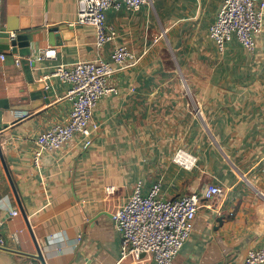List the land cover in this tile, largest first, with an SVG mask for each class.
I'll use <instances>...</instances> for the list:
<instances>
[{
  "label": "crops",
  "instance_id": "obj_1",
  "mask_svg": "<svg viewBox=\"0 0 264 264\" xmlns=\"http://www.w3.org/2000/svg\"><path fill=\"white\" fill-rule=\"evenodd\" d=\"M223 2L149 0L137 11L108 10L112 38L98 49L95 29L76 24V0H0V28L41 29L29 38L32 56L55 49L34 67H17L19 55L0 50L2 123L9 125L0 133V264H40L29 257L34 242L2 160L46 264H153L146 255L120 258L111 220L138 184L147 194L159 183L162 200L200 198L174 264H242L262 246L264 28L252 51L234 37L220 50L208 32ZM57 26L68 28L49 40L42 29ZM120 45L133 59L113 65L107 86L116 92L94 109L91 143L76 134L34 166L36 137L65 122L71 107L68 86L50 77L54 69L110 61ZM212 185L223 194L206 200Z\"/></svg>",
  "mask_w": 264,
  "mask_h": 264
},
{
  "label": "built area",
  "instance_id": "obj_2",
  "mask_svg": "<svg viewBox=\"0 0 264 264\" xmlns=\"http://www.w3.org/2000/svg\"><path fill=\"white\" fill-rule=\"evenodd\" d=\"M148 1L76 0V24L95 29V45L100 49L112 38L106 26V12L122 8L137 11ZM263 21L264 0H224L209 28V37L220 50L234 37L244 49L252 51L255 48V36L264 28ZM50 57H55V49H41L35 56L15 58V65L19 67L24 59L31 66ZM1 59L4 56L1 55ZM132 59V51L127 46L120 45L112 50L110 61L98 57L68 67L58 65L54 69L50 77H56L68 86L67 96L71 107L65 122L52 125L36 137V149L32 155L34 166L39 165L44 153L59 151L76 134L85 138V146L91 143L92 131L97 129L95 124L89 128L94 109L102 97L116 92L114 88L107 86V79L115 70L113 65L122 66ZM48 87L46 85L45 89ZM159 190L160 185L156 183L147 194H142L138 184L126 203L111 215L120 237L121 259L131 257L139 261L146 255L153 264H174L175 257L189 236L200 207V198L192 194L162 200ZM222 194L220 187L212 185L205 190L203 197L211 200ZM18 214V210L10 211V216ZM4 246L5 239L0 232V247ZM242 264H264V243L259 249L249 251Z\"/></svg>",
  "mask_w": 264,
  "mask_h": 264
},
{
  "label": "water",
  "instance_id": "obj_3",
  "mask_svg": "<svg viewBox=\"0 0 264 264\" xmlns=\"http://www.w3.org/2000/svg\"><path fill=\"white\" fill-rule=\"evenodd\" d=\"M68 26H57V27H51V28H47V29H42L46 31V35H48V39H51L52 34L53 35H57V33H59L62 30L67 29ZM41 29L38 28H30V27H25V28H21V29H17V28H11L10 26H6V27H2L0 28V50H9L10 49V53L11 54H15V55H19V57H28L31 55V46H30V36L34 35V34H38L40 33ZM10 32L12 33L10 34ZM55 38H57V36H55ZM51 45H60V42H54L51 43ZM23 63H27L24 59L22 60ZM36 63H33L31 65V67H34ZM30 67V66H29ZM8 109L6 106L2 107L1 103H0V133L3 131V129H6L9 125L7 124H3L2 123V117H3V110ZM0 157H1V150H0ZM2 158V157H1ZM2 164L4 167V170L6 172V175L8 176V179L10 181V186L12 188V191L14 193L15 196V200L17 202V205L20 209V212L22 214V216L24 217V219L26 220V225L27 228L31 234L32 240L34 242V246H35V251L36 254H29V257H31L33 259V261H38L40 264H46L45 260L42 256V253L39 249V246L37 244V242H35V237L34 234L31 230V226L30 223L27 220V215L26 212L23 208V204L20 200V197L18 196V192L10 178L9 172L2 160Z\"/></svg>",
  "mask_w": 264,
  "mask_h": 264
}]
</instances>
